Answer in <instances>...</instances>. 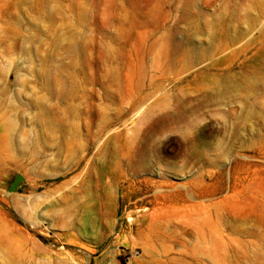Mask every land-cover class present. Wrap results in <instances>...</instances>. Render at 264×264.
Here are the masks:
<instances>
[{
    "label": "rangeland",
    "instance_id": "374dc122",
    "mask_svg": "<svg viewBox=\"0 0 264 264\" xmlns=\"http://www.w3.org/2000/svg\"><path fill=\"white\" fill-rule=\"evenodd\" d=\"M264 264V0H0V264Z\"/></svg>",
    "mask_w": 264,
    "mask_h": 264
},
{
    "label": "built area",
    "instance_id": "2783aa9c",
    "mask_svg": "<svg viewBox=\"0 0 264 264\" xmlns=\"http://www.w3.org/2000/svg\"><path fill=\"white\" fill-rule=\"evenodd\" d=\"M139 254V250L130 251L126 256L124 257V260L121 264H132L133 258Z\"/></svg>",
    "mask_w": 264,
    "mask_h": 264
}]
</instances>
